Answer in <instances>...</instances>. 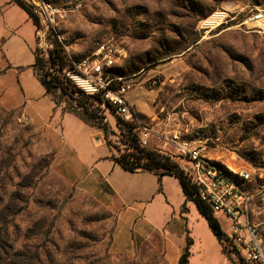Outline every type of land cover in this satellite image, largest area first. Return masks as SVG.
<instances>
[{
  "label": "rangeland",
  "instance_id": "obj_1",
  "mask_svg": "<svg viewBox=\"0 0 264 264\" xmlns=\"http://www.w3.org/2000/svg\"><path fill=\"white\" fill-rule=\"evenodd\" d=\"M50 1L60 10L53 28L69 59L63 73L75 87L91 95L80 81L117 79L112 87L129 86L126 99L142 145L174 155L181 165L163 141L178 132L208 163L231 175L247 173L235 179L249 198L248 222L264 236V31L244 24L251 12L264 13V0ZM217 10L227 11V22L205 30L204 20ZM49 29L38 21L34 49L44 57L52 48ZM179 44L186 48L172 56L137 60L147 53L156 59L153 51ZM102 46L126 56L95 75L91 66ZM131 61L137 69L128 72ZM3 66L0 53V72ZM54 97L68 101L58 90ZM102 99L95 102L107 128L101 137L122 150L121 119ZM95 147L87 155L111 160L114 149ZM52 154L21 111L5 105L0 88V264H178L187 242V264H242L182 198L174 177H156L143 214L131 219L100 181L92 187L68 170L58 176L68 165L64 156L53 174ZM133 193L130 199L144 200L142 191ZM217 219L226 233V222Z\"/></svg>",
  "mask_w": 264,
  "mask_h": 264
},
{
  "label": "crops",
  "instance_id": "obj_2",
  "mask_svg": "<svg viewBox=\"0 0 264 264\" xmlns=\"http://www.w3.org/2000/svg\"><path fill=\"white\" fill-rule=\"evenodd\" d=\"M17 14L20 15L18 21ZM35 31V25L21 8L11 0H0V53L4 64L0 72V88L5 105L19 109L31 128L51 146L53 174L60 156H64L68 165L57 173L58 176L66 177L64 170H68V175L79 174L89 179L92 187L100 181L119 209L129 215L132 213L131 219L141 216L147 197L156 188V176L149 172L130 173L110 159L102 162L98 156L87 155L91 147L95 149V145L105 144V141L99 129L65 112L63 103L56 104L37 79L32 70ZM164 178L166 176L161 177V182ZM138 190L145 194L144 200L130 199ZM182 198L185 199L183 194ZM134 202L141 204L133 206ZM224 262L229 264L225 259Z\"/></svg>",
  "mask_w": 264,
  "mask_h": 264
},
{
  "label": "built area",
  "instance_id": "obj_3",
  "mask_svg": "<svg viewBox=\"0 0 264 264\" xmlns=\"http://www.w3.org/2000/svg\"><path fill=\"white\" fill-rule=\"evenodd\" d=\"M21 1L29 7L41 24L54 30L56 16H60V10L55 4L50 0ZM67 1V4L72 3V0ZM246 19L244 24H248L250 29L264 31L263 12H251ZM227 20V11L217 10L204 20L203 28L211 30ZM39 34L40 31H38ZM96 56L100 58L92 63L91 71L95 75H102L104 69H110L126 55L123 50L102 46ZM92 80L82 81L92 89V93H101V97L113 107L122 121L138 123L136 114L126 99L129 86L122 84L112 87V82L117 80L113 78H106L95 85H92ZM118 81L122 79L118 78ZM163 141L180 155L181 165L179 167L198 187L201 199L209 205L213 215L216 218H223L226 222L228 227L227 232H224L227 237L225 244L236 253L242 264H264V236L248 222L249 198L235 179V176H239L245 180L248 174L244 171L239 173L232 171L234 175H231L221 167L208 163L201 155L200 149L191 142L183 140L178 132L165 135ZM169 157L174 161V155H169Z\"/></svg>",
  "mask_w": 264,
  "mask_h": 264
},
{
  "label": "trees",
  "instance_id": "obj_4",
  "mask_svg": "<svg viewBox=\"0 0 264 264\" xmlns=\"http://www.w3.org/2000/svg\"><path fill=\"white\" fill-rule=\"evenodd\" d=\"M11 2L21 8L35 27H38V18L25 3L21 0H11ZM49 36H51L52 48L48 50L47 57L41 55V51L34 49V63L32 65V70L37 79L45 89L46 93L52 97L56 104L63 102L54 97L55 90H58L62 95L67 96L68 101H64L63 106L65 112L74 115L83 123L90 127L97 128L106 134V125L102 122V116L98 113L100 108L98 105H95V102L98 104L103 102L101 93L89 95L75 87L74 83H72L66 74L63 73L64 69L70 66L64 47L60 43L54 30L49 29ZM185 48L186 47L183 44L177 45V47L172 50H164V47H161V49H159L160 51L155 50L152 52L156 59H153L147 53L145 56L141 57V60H137H139L138 62H142L143 59L146 58L147 60H150L149 62H153L157 59L172 56L176 54V52L183 51ZM131 67L132 69H130ZM135 69H137L135 61H131V66L129 67L128 72H133ZM112 74H121L123 76L124 71L122 69H114ZM107 106L111 109L113 108L109 104H107ZM120 128L123 144L125 145L122 150L117 147H112L109 141L105 138L106 146L110 150L114 149V153L111 155V160L119 165L124 171L130 173H152L158 178V181H160V178L163 176L174 177L178 181L181 192L186 201L193 203L197 212L205 219L212 234L215 236L219 244L222 245L227 237L221 229L218 219L213 215L209 205L201 199L198 187L190 180L179 165L168 155L159 150L142 145L134 131L135 125H133V123L121 120ZM188 243L189 242H187L183 253L178 259V264H187L189 256Z\"/></svg>",
  "mask_w": 264,
  "mask_h": 264
},
{
  "label": "bare ground",
  "instance_id": "obj_5",
  "mask_svg": "<svg viewBox=\"0 0 264 264\" xmlns=\"http://www.w3.org/2000/svg\"><path fill=\"white\" fill-rule=\"evenodd\" d=\"M82 84H85V82L84 81H80ZM88 86V85H87ZM89 87V86H88Z\"/></svg>",
  "mask_w": 264,
  "mask_h": 264
}]
</instances>
